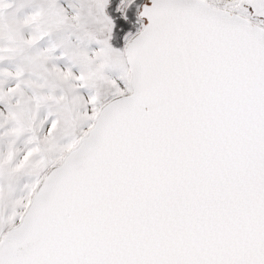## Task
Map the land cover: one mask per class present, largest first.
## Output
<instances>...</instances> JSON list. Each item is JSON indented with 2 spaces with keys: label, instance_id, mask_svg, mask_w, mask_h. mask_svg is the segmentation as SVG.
I'll use <instances>...</instances> for the list:
<instances>
[{
  "label": "snow or ice",
  "instance_id": "snow-or-ice-1",
  "mask_svg": "<svg viewBox=\"0 0 264 264\" xmlns=\"http://www.w3.org/2000/svg\"><path fill=\"white\" fill-rule=\"evenodd\" d=\"M0 264H264V0H0Z\"/></svg>",
  "mask_w": 264,
  "mask_h": 264
}]
</instances>
